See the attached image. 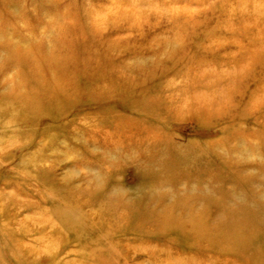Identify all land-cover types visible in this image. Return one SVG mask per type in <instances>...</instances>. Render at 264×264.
<instances>
[{"label":"rangeland","instance_id":"obj_1","mask_svg":"<svg viewBox=\"0 0 264 264\" xmlns=\"http://www.w3.org/2000/svg\"><path fill=\"white\" fill-rule=\"evenodd\" d=\"M0 264H264V0H0Z\"/></svg>","mask_w":264,"mask_h":264},{"label":"bare ground","instance_id":"obj_2","mask_svg":"<svg viewBox=\"0 0 264 264\" xmlns=\"http://www.w3.org/2000/svg\"><path fill=\"white\" fill-rule=\"evenodd\" d=\"M25 56H27V55H25ZM222 127V126H221ZM172 146H174L175 144H178V143H175V142H173V141H170L169 142Z\"/></svg>","mask_w":264,"mask_h":264}]
</instances>
